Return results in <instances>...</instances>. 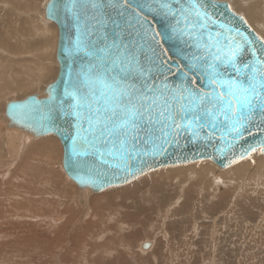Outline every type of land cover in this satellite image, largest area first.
Here are the masks:
<instances>
[{
	"label": "rangeland",
	"instance_id": "obj_1",
	"mask_svg": "<svg viewBox=\"0 0 264 264\" xmlns=\"http://www.w3.org/2000/svg\"><path fill=\"white\" fill-rule=\"evenodd\" d=\"M41 2L0 0V34L12 35L7 46L0 40V109L9 98L33 92L40 77L46 82L56 71L55 37L41 40L44 33L39 31L32 35L35 27L43 28ZM233 3H241L244 11L251 5L252 12L264 16L259 0ZM44 43L52 59L44 60L34 50ZM43 66L53 75L39 77L37 69ZM48 142L60 148L57 140ZM31 148L12 161L0 142V264H264V168L253 165L247 175L237 177L216 168L200 174V166L191 177L178 180L157 174L178 168L167 169L83 204L60 166L63 152L59 156L53 147L58 156L46 157ZM164 182L171 185L165 202L153 190ZM199 182L205 184L201 195L196 194ZM128 207L134 224L122 219ZM146 241L153 246L143 251Z\"/></svg>",
	"mask_w": 264,
	"mask_h": 264
},
{
	"label": "snow or ice",
	"instance_id": "obj_2",
	"mask_svg": "<svg viewBox=\"0 0 264 264\" xmlns=\"http://www.w3.org/2000/svg\"><path fill=\"white\" fill-rule=\"evenodd\" d=\"M216 7L208 0H70L76 22L74 49L87 64L74 79L70 76L62 98L50 90L48 111L34 130L50 132L49 125L59 117L70 119L75 132L70 164L102 178L109 187L117 185L108 181V171L114 180L130 183L129 176L144 174L134 168V159L144 164L143 155L157 154V141L163 151L194 124L215 129L223 117L228 134H235L237 141L244 140L245 133L254 135L252 127L264 131V37L257 36V49V40L209 12ZM239 19L248 23L243 16ZM169 43L178 53L184 52L178 47L183 44L200 55L193 53L186 65L177 64L173 71L171 48L165 47ZM245 53L252 59L241 63ZM197 70L204 72L199 79H206L210 90L197 84L198 77L192 75ZM169 73L182 77L181 83L170 85ZM28 107L14 104L11 115L15 119L17 109ZM259 143L264 151V141ZM255 151L249 144L239 158ZM91 182L104 190V183Z\"/></svg>",
	"mask_w": 264,
	"mask_h": 264
},
{
	"label": "water",
	"instance_id": "obj_3",
	"mask_svg": "<svg viewBox=\"0 0 264 264\" xmlns=\"http://www.w3.org/2000/svg\"><path fill=\"white\" fill-rule=\"evenodd\" d=\"M208 2L218 5L215 9L209 8V12L216 19L220 20L221 23L233 28H239L253 40H257V36L264 37L248 21L247 24H243L240 21L239 16H243L246 20L247 18L244 13L236 9L233 0H208ZM41 3L40 10L43 16V22L47 25H54L58 31L54 55L56 71L52 78L39 84L33 92L22 97L9 98L0 109V142L9 155H11L12 161H17L23 157L27 148L36 141L46 138L57 140L63 149L60 166L67 180L76 187V199L83 204H90L92 197L108 189L124 188L158 171L189 167L192 165H211L218 171H227L243 162L264 157V151L261 150L259 143L260 141H264V131L257 132L256 128L252 127L251 131L254 135L245 133V139L237 141L235 134H228V125L223 121V117H220L216 121L217 127L215 129L208 128L206 123L203 129H199L198 125L194 124L192 129L180 133L178 141L170 140L169 144H165L163 151L158 146L160 142L157 141V154L155 156L143 155L142 159L144 160V164L142 165L138 164L135 159L133 160L134 168H142L144 174L140 175L137 173L138 178L135 179L129 176L130 183H124L122 180H114L111 171H108V181L117 185L115 187H109L108 183L103 181L102 178L94 175L90 177L86 172L72 166L70 161L74 159L72 154V140L75 132L74 128L70 127L71 120L61 116L56 119L54 125H49L51 128L50 132L41 134H38L34 128L39 127L44 113L48 111L45 107V102L48 100L50 90L55 89L57 98H62L64 88L69 84L70 76L74 79L75 73L86 66L87 59L83 53L77 54L74 49L76 22L72 12L69 10L70 0H42ZM228 4L232 5L231 10L226 9V5ZM53 6L55 7L53 8ZM153 6L155 7L157 5ZM107 12H111L113 17L116 16L115 11L110 8L107 9ZM233 12L239 15L234 16ZM210 30L216 31L218 28L212 27ZM165 47L171 48L169 54L172 57L173 71H175L177 64L186 65L193 53L200 55L195 47L186 48L183 44L178 46L179 48H184L183 53H178L177 46L171 43L166 44ZM259 47L260 42L257 40L256 48L258 49ZM251 59L250 53H245L241 56L240 61L244 63ZM192 75L198 77L197 84L200 87H204L205 90H210L207 80L199 79V77L204 75L203 71H194ZM168 76L170 85L174 86L181 83L182 77H178V75H173L172 73H169ZM34 101L37 103L33 104ZM14 104L29 105V107L27 109H17V117L14 119L10 111L11 106ZM26 112L27 115H25ZM194 130L198 134L194 135ZM222 136L223 139H221ZM249 144L255 147L256 151L251 153L250 156L240 159L241 149L247 148ZM151 147V145L148 146L149 151ZM79 177H83V182H81ZM92 180L104 183V190L101 191L96 184L91 182ZM152 246V242L146 241L142 244V250L147 251Z\"/></svg>",
	"mask_w": 264,
	"mask_h": 264
},
{
	"label": "bare ground",
	"instance_id": "obj_4",
	"mask_svg": "<svg viewBox=\"0 0 264 264\" xmlns=\"http://www.w3.org/2000/svg\"><path fill=\"white\" fill-rule=\"evenodd\" d=\"M237 1V0H236ZM243 1V0H242ZM238 2H241V1H238ZM237 2V3H238ZM245 2V1H244ZM248 2H250V0H248ZM259 2H260V4L261 3H264V0H259ZM247 4V3H246ZM249 4V3H248ZM254 4V2L251 4V5H253ZM251 5L248 7V9H250V10H247V6L245 7V9H246V11H244V10H242L241 9V3H240V6H236V9L240 12H243L244 13V15H245V17L247 18V21L249 22V24L256 30V31H258V32H260L262 35H264V16L262 15L263 13H256V12H252V10H251ZM242 8H243V6H242ZM258 10V9H257ZM262 21V22H261ZM262 25V27H260V25ZM42 25H43V28H41V29H39L38 27H35V29H34V31L32 32V35L33 34H35L36 32H41V33H44L43 35H42V37L40 38L41 40H46L47 38H49L50 36H54L55 37V39H54V44H55V42L57 43V34H58V31H57V28L56 27H54L52 24H45V23H42ZM12 35L10 34V32H5V34H0V40H1V43H3L4 45H8L7 43H8V39H10V37H11ZM12 40V39H11ZM10 40V41H11ZM40 40V41H41ZM39 41V40H38ZM6 42V43H5ZM46 42V41H45ZM41 43V42H40ZM39 43V44H40ZM43 43V42H42ZM47 46V43L45 44L44 43V46H37V49L35 48L34 50H36V51H39V53L41 54V57L44 59V60H47V59H50V57H51V59L53 58V56L52 55H50L51 53L49 52V54H48V48L49 47H46ZM52 50V49H51ZM48 55H50V56H48ZM33 72H35V69H30V73H33ZM37 73H38V75H39V77H40V75H42V77H43V75L45 76H50L52 73H53V70L52 69H50V68H46V67H40V69L38 70L37 69ZM53 75V74H52ZM51 75V76H52ZM44 78V77H43ZM47 78V77H46ZM39 79V78H38ZM41 80V83H43L44 81H42V79H41V77H40V79H39V81ZM38 81V82H39ZM40 83V84H41ZM53 138H46V139H43V140H45V141H47V143H41L43 140H40L38 143L36 142L35 144H31L30 145V148L31 147H33V146H36L34 149H37L39 152H46L47 153V155L48 156H46V157H49L51 154H53V156H54V154L56 155V156H58V154H57V152L55 151V149L54 148H56V146L54 145V144H51V145H48L50 142H48L49 140H52ZM44 141V142H45ZM59 143V142H58ZM60 145V144H59ZM52 146V147H51ZM58 146V145H57ZM48 147L49 148H51L52 149V151L50 152L49 150H48ZM54 147V148H53ZM59 147V146H58ZM57 147V148H58ZM56 148V149H57ZM34 149H30V150H34ZM63 152V149H62V146L60 145V148H58V153H59V156H60V154ZM256 159H259V160H257V161H254V160H256ZM250 161H252V162H250ZM246 162H248V161H246ZM245 163V162H244ZM252 164V165H251ZM256 166L258 169H262V168H264V157H258V158H255V159H253V160H249V162L248 163H245V164H243V165H241V166H239V167H237V168H234V169H232V170H229V171H227L226 173H222L224 176H227V177H237V176H244V175H247L248 174V171H250V169L252 168V166ZM202 167L203 169H198L197 167ZM195 168H197L198 170H200L198 173H200V174H206V173H211V172H213V170H215V168L213 167V166H211V165H192V166H189L188 168L187 167H184V168H182V169H177V170H167L165 173H162V172H158L157 174H159V176L161 177V178H168V179H172V180H178L179 178L178 177H181V176H185V177H188V176H192V171H195V172H197V170L195 169ZM181 170V171H180ZM174 172V173H173ZM240 172H241V174L242 175H239L240 174ZM247 172V173H246ZM250 174V173H249ZM254 174H255V172H254ZM251 175V174H250ZM151 176V175H150ZM153 176V175H152ZM152 176H151V178H152ZM155 176V175H154ZM148 178V177H147ZM150 178V177H149ZM154 179H156V177L154 178ZM13 180L14 179H12V180H8L9 181V183L10 184H13L14 182H13ZM142 180V179H141ZM148 180V179H147ZM160 180V179H159ZM252 178H251V176H249V183L251 184L252 183ZM150 181V180H149ZM156 181V180H155ZM139 181H137V183H138ZM146 182V180L144 181L143 180V182H142V184L143 183H145ZM148 182V181H147ZM169 182V181H168ZM136 183V182H135ZM135 183H132V184H130L129 185V187L132 185H134ZM159 183V182H158ZM141 184V183H140ZM139 184V185H140ZM155 184H157V182L155 183ZM138 185V184H137ZM139 185L137 186V187H139ZM173 185V184H172ZM126 187H128V186H126ZM171 187V185H169L168 187L166 186V184H165V182L164 183H160L159 184V186H156L155 188H153V190H154V192H155V194L156 195H161V196H159V198H158V201L159 200H161V199H164V194H165V192L167 191L168 192V190H169V188ZM195 187L197 188V191H196V194H198V193H200V195H201V190L202 189H204L205 188V184H203V183H201V182H199V183H197L196 185H195ZM135 188H136V186H135ZM202 188V189H201ZM125 189V188H124ZM131 189V188H130ZM137 189V188H136ZM130 191V190H129ZM132 191H134V188L132 189ZM152 191V190H151ZM132 194V193H131ZM143 195V194H142ZM117 196V195H116ZM134 196V195H133ZM199 196V195H198ZM150 197V196H149ZM105 199L106 198H108V195L106 196V197H104ZM103 198V199H104ZM131 198V197H130ZM136 198V197H135ZM134 199V198H133ZM197 199V198H196ZM109 200V199H108ZM114 200V199H113ZM141 200V199H140ZM108 202V201H107ZM106 202V203H107ZM112 202V201H111ZM118 202V201H117ZM151 202V201H150ZM164 202H165V199H164ZM200 202V201H199ZM130 203H134V202H130ZM113 204V203H112ZM111 203H110V205H112ZM134 206V205H133ZM136 206V205H135ZM128 209H129V207L127 208V211L123 214L124 216L122 217V219L124 220V221H128L129 222V224H132L134 221L132 220V219H129V218H131L130 216H128L127 214H128ZM124 211V210H123ZM108 212V211H107ZM122 216V215H121ZM134 217L135 216H137L136 215V213H134V215H133ZM117 218V217H116ZM128 219V220H127ZM69 221H71V219L69 220ZM123 221V222H124ZM136 223H138V222H136ZM127 225H128V223H126ZM134 224V223H133ZM128 226H130V225H128ZM135 226V225H134ZM131 228H132V226H131ZM40 244V243H39ZM46 244H47V242H46ZM40 246V245H39ZM51 249V248H50Z\"/></svg>",
	"mask_w": 264,
	"mask_h": 264
}]
</instances>
